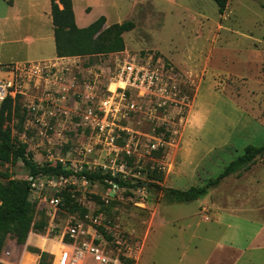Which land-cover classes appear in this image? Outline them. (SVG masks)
Here are the masks:
<instances>
[{"label":"rangeland","instance_id":"rangeland-1","mask_svg":"<svg viewBox=\"0 0 264 264\" xmlns=\"http://www.w3.org/2000/svg\"><path fill=\"white\" fill-rule=\"evenodd\" d=\"M78 2L79 8H90L85 23L104 18L99 34L131 25L121 36L123 52L68 58L77 59L67 63L79 86L93 89L95 105L112 96L115 72L128 59L168 74L175 86L169 94L173 103L158 108L157 98L136 102L132 94L125 100L115 95L119 111L107 117L103 133L81 127L71 103L60 105L68 117L41 118L42 112L29 109L30 99L11 107L9 115L6 111L3 130L33 164L101 173L134 187L90 183L76 175L32 182L20 161L0 165L2 184H29L33 218L25 245L7 236L4 250L15 256L28 248L43 252L40 238L78 226L85 240L96 234V243L125 264H216L220 257L221 264H234L232 253L217 251L215 243L226 231L235 236L239 229L220 227L218 219L224 213L264 216V156L190 204H167L160 190L202 187L247 147L262 146L264 0H230L223 16L211 0ZM45 56L52 57L48 51ZM132 102L137 103L133 111Z\"/></svg>","mask_w":264,"mask_h":264},{"label":"built area","instance_id":"built-area-1","mask_svg":"<svg viewBox=\"0 0 264 264\" xmlns=\"http://www.w3.org/2000/svg\"><path fill=\"white\" fill-rule=\"evenodd\" d=\"M63 60L1 67L0 106L8 99L18 103L30 99L29 109L32 112H42L41 118H55L57 113L68 117L69 112L61 111L63 108L60 105L71 103L73 115L80 120L81 127L103 133L108 128L107 117L119 111V105L113 103L115 95L125 100L126 94H132L136 102L157 98L158 108L173 103L169 94L175 86H170L168 74L128 59L119 64L115 72L110 86L117 88L113 92L108 90L112 96L96 100L95 105L93 89L89 86L81 88L74 68ZM136 104L131 103V111ZM30 181L35 180L30 178ZM31 186L34 187L33 183ZM51 204L57 205L58 200H52ZM87 237L81 227L69 226L51 238H40L44 249L42 253L49 256L46 264H125L119 255L96 243V234L91 241L85 240ZM38 263L39 257L26 250L19 251L16 256L6 249L0 253V264Z\"/></svg>","mask_w":264,"mask_h":264},{"label":"trees","instance_id":"trees-1","mask_svg":"<svg viewBox=\"0 0 264 264\" xmlns=\"http://www.w3.org/2000/svg\"><path fill=\"white\" fill-rule=\"evenodd\" d=\"M220 16L227 10L230 0H211ZM50 16L53 27L55 54L57 59L83 58L111 55L123 52L122 34L131 30V25H116L103 34H99L105 24L104 18H99L86 28L79 29L75 24L72 0H50ZM108 37L110 41L107 42ZM106 39V42H103ZM19 107L17 101L8 99L0 106V165L15 164L20 161L28 171L30 178L40 177L69 178L76 175L90 183L96 181H112L119 188H133L134 186L123 180L111 178L101 173L74 174L61 164L39 167L31 162L24 147H16L9 130H3V115L11 107ZM264 156V142L261 147H247L242 156L231 162L214 180H209L199 188H189L181 191L163 189L162 196L167 204H190L207 196L209 190L216 188L225 179L246 171L255 161ZM30 188L25 182H0V253L4 250L6 237L13 239L17 246L23 247L33 226L32 205L29 201ZM42 230V226L37 227ZM30 253L39 257L38 264H46L49 256L37 249H29Z\"/></svg>","mask_w":264,"mask_h":264},{"label":"crops","instance_id":"crops-1","mask_svg":"<svg viewBox=\"0 0 264 264\" xmlns=\"http://www.w3.org/2000/svg\"><path fill=\"white\" fill-rule=\"evenodd\" d=\"M78 1L72 0L73 13L76 26L83 29L92 24L83 21L84 13L89 12L90 8H79ZM47 51L52 57L45 56ZM54 60L57 58L50 0H0V68ZM68 60L77 59L63 61ZM251 214H254V217L233 213L219 216L220 227L230 228L236 224L239 229V233L235 236H231L226 231L221 235L219 242L215 243L217 251L232 253L234 264L264 262V216L256 212ZM223 261L225 259L220 257L216 260V264H221Z\"/></svg>","mask_w":264,"mask_h":264},{"label":"water","instance_id":"water-1","mask_svg":"<svg viewBox=\"0 0 264 264\" xmlns=\"http://www.w3.org/2000/svg\"><path fill=\"white\" fill-rule=\"evenodd\" d=\"M142 188H143V189H145V188H146V186L144 185V186H142Z\"/></svg>","mask_w":264,"mask_h":264}]
</instances>
